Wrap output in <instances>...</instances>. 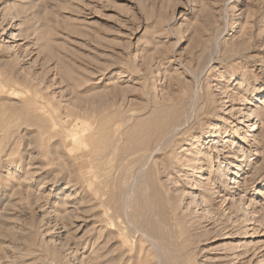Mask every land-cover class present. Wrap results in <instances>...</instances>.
I'll list each match as a JSON object with an SVG mask.
<instances>
[{"label":"rangeland","instance_id":"1","mask_svg":"<svg viewBox=\"0 0 264 264\" xmlns=\"http://www.w3.org/2000/svg\"><path fill=\"white\" fill-rule=\"evenodd\" d=\"M236 4L0 0V264H264V0Z\"/></svg>","mask_w":264,"mask_h":264},{"label":"bare ground","instance_id":"2","mask_svg":"<svg viewBox=\"0 0 264 264\" xmlns=\"http://www.w3.org/2000/svg\"><path fill=\"white\" fill-rule=\"evenodd\" d=\"M242 3H243V0H237V4H236V6L237 7H239V6H241L242 5ZM252 120V118H251V116H250V114H246L243 118H241L239 121H238V124L239 125H241V126H249V124H250V121ZM180 126V125H179ZM178 126V127H179ZM169 128V127H168ZM240 126H237L235 129L236 130H240ZM160 130V129H159ZM166 130H167V128H166ZM169 130V129H168ZM173 130H176V129H174L173 128ZM171 131V130H170ZM170 131H168V132H166V131H162V132H158L157 131V133H156V136H155V139L153 140L154 141V145L151 143V145H153V147L150 149V151L149 152H151L152 150L154 151L155 150V152H159V151H161V150H165V149H167L168 147H170L169 145H171L170 143L173 141V139L175 138V136L177 135V133L179 132H170ZM154 135H155V132H154ZM245 137H247V135H245ZM150 138H152V136L150 137ZM152 141V139H150V142ZM149 145V144H148ZM150 146V145H149ZM143 147V146H142ZM148 148V147H147ZM138 149V148H137ZM170 149V148H169ZM156 150H158V151H156ZM167 151V150H166ZM154 152V153H155ZM144 155V154H143ZM148 156H147V154H146V159L148 160V158H147ZM143 159H145V155H144V158ZM153 162V160H150V163H152ZM141 165V164H140ZM199 165H200V163H199ZM187 169L186 170H192L193 168H194V166H192L191 167V164L190 163H187ZM150 168H151V166H150ZM149 168V169H150ZM140 169V168H139ZM145 169V168H144ZM236 169H238V167L236 168ZM141 170V169H140ZM140 170H138L139 172H142V171H140ZM146 170V169H145ZM144 170V171H145ZM152 170H153V168H152ZM239 170V169H238ZM238 170L237 171H235V172H233V174H234V176H230V177H228V184L226 185V186H229V190L228 191H230V190H233L234 189V183L237 181V178H236V176H239L238 175ZM147 171H148V169H147ZM151 171V170H150ZM219 176V175H218ZM198 178H203L202 176H199ZM144 180V179H143ZM129 185V184H128ZM143 186H144V184H143ZM209 188H212V187H215L214 185L212 186H208ZM144 188V187H143ZM193 189H195L196 187L195 186H193L192 187ZM145 190H146V188L144 189V192H142V194H140L137 198H138V203L140 204L139 206H138V208L136 209V208H134V215H136L137 216V218L138 219H135L134 218V221L135 222H137V224H139V226L141 227V229L143 228V229H147V227H148V225H146V223L147 222H149V219H150V217H151V215H153L154 213H153V210H155L154 208L152 209L150 206H149V203L147 202V200H149V193L147 192V190H146V192H145ZM122 192H124L123 190H122ZM121 192V193H122ZM126 193V192H125ZM138 194V193H137ZM122 195V194H121ZM129 196V195H128ZM123 197V196H122ZM120 198H121V196H120ZM119 198V199H120ZM130 198V197H129ZM126 199H127V197H126ZM130 199H132V198H130ZM145 199H146V203H147V205L148 206H143L144 205V203H145ZM176 200H177V198L176 197H174V196H169V202L170 203H168V205L169 206H165L166 207V209H167V217H168V221H171L172 223L174 222V224H176V225H179V226H182V231L180 232L181 234H186V235H190V234H192V231L194 230V228L195 229H197L196 227H198V225L195 227V226H193V225H190V226H186L185 224H184V220L185 219H181L180 217H178V214H177V207H178V205H177V203H176ZM120 201V200H119ZM124 201H125V198H124ZM124 201H123V203H124ZM127 201H128V199H127ZM127 201H125V202H127ZM129 202V201H128ZM120 203H121V201H120ZM127 204V205H126ZM125 204V206L127 207L128 206V203H126ZM121 205V204H120ZM122 207H124V206H121V207H119L120 209L122 208ZM129 207V206H128ZM131 208V207H130ZM123 209V208H122ZM121 209V210H122ZM165 209V210H166ZM164 210V211H165ZM126 211H127V208H126ZM129 211V210H128ZM123 212V211H122ZM130 212H131V210H130ZM165 213H166V211H165ZM127 214L128 213H126L125 215L127 216ZM139 216V217H138ZM129 217V216H128ZM153 217V216H152ZM124 218V217H123ZM122 218V219H123ZM125 219V218H124ZM123 219V220H124ZM151 219H153V218H151ZM155 220V219H154ZM125 221V220H124ZM129 221H131V220H129ZM151 221V220H150ZM126 222L128 223V218L126 219ZM126 223V224H127ZM151 223V222H150ZM169 223V222H168ZM129 224V223H128ZM132 225H133V223H132ZM136 227V226H135ZM155 228V227H154ZM152 234V233H151ZM150 238V237H149ZM155 240V239H154ZM148 241V240H147ZM146 240H144V239H139V242H140V244H144V242H147ZM151 241L153 242V238L151 239ZM156 242V241H155ZM161 242V241H160ZM154 243V242H153ZM157 243V242H156ZM163 244V243H162ZM155 245V244H154ZM165 246V245H164ZM167 247V246H166ZM162 251V250H161ZM151 255H152V253H151ZM154 258V257H153ZM152 259V258H151ZM151 259H150V261H151Z\"/></svg>","mask_w":264,"mask_h":264}]
</instances>
